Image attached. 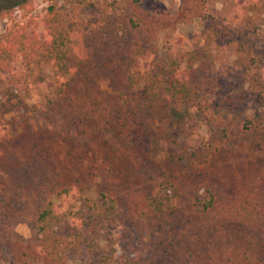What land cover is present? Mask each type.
<instances>
[{
	"label": "trees",
	"instance_id": "trees-1",
	"mask_svg": "<svg viewBox=\"0 0 264 264\" xmlns=\"http://www.w3.org/2000/svg\"><path fill=\"white\" fill-rule=\"evenodd\" d=\"M260 1L242 0L231 25L246 27L243 41ZM43 3L44 43L25 28L0 39V72L13 73L0 79V106L17 116L0 128V264H264V42L253 78L211 97L199 51L153 52L158 0L142 18L107 12L109 42L98 27L79 51L56 25L59 0ZM34 7L0 0V21ZM209 27L206 39L226 32ZM18 56L28 77L39 68L55 84L37 110L9 84L25 74L14 73Z\"/></svg>",
	"mask_w": 264,
	"mask_h": 264
},
{
	"label": "rangeland",
	"instance_id": "rangeland-1",
	"mask_svg": "<svg viewBox=\"0 0 264 264\" xmlns=\"http://www.w3.org/2000/svg\"><path fill=\"white\" fill-rule=\"evenodd\" d=\"M158 1L157 24H152L153 28H151L154 36L153 52L158 51V55L166 59L168 49L169 51L171 48L177 49V43L182 45L184 51H199V83L207 86L211 97L221 95L224 97L232 87L247 81L248 78L244 76V73L248 74L250 79L253 78L257 71L256 44L264 42V0H261L254 13L251 12L247 17L250 38L246 41L241 40V31L246 27L236 29L235 26H231L240 15V11L245 13L242 10V0ZM134 2V0H59L61 19L58 20L61 22L56 25L70 34L68 39L70 42H76L74 43L75 50L79 51L81 47L78 44L79 40L91 39L98 27L104 29L101 32L100 41L108 43V34L112 30L111 23L114 18L108 19L107 12L115 16V9L122 12L123 9L129 7L128 12L133 19L142 18L147 13L150 0H141L138 4ZM45 7L43 0H35L34 12L29 17L20 19L17 16L13 20L0 21V39H14L18 29L25 28L28 35H36L40 43H44L48 27ZM169 22H173L174 26L168 27ZM207 27L212 31H220L219 29L224 28L226 32L221 39L215 34L206 39L204 31ZM231 27L234 28L231 29ZM171 32L173 35L170 34ZM121 33L119 35H122ZM168 35L173 42H169V46L166 42ZM76 44L78 45L76 46ZM141 65L142 67L147 66L146 62H141ZM43 66L46 73L54 76L51 70L52 64H43ZM25 71L23 60L18 56L14 73L19 75ZM28 73L18 79L13 78L9 84L16 85L20 81V86L27 89L26 96L29 107L37 110L40 100L55 92V84L40 81L39 68H35L34 78L28 77ZM12 76L13 73L5 75L0 72V79L5 80ZM66 79L62 78L61 81L65 82ZM108 84H106V88L112 91L113 88H109ZM237 95L242 96L243 94ZM15 117L17 118L16 114L4 116L0 106V128L2 130L11 131L14 120H16ZM205 130L203 131L204 135H206ZM16 232L25 239H30L32 235L28 223L18 224Z\"/></svg>",
	"mask_w": 264,
	"mask_h": 264
}]
</instances>
